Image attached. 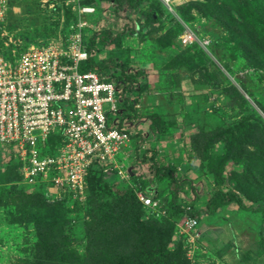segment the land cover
I'll return each mask as SVG.
<instances>
[{
    "label": "rangeland",
    "instance_id": "374dc122",
    "mask_svg": "<svg viewBox=\"0 0 264 264\" xmlns=\"http://www.w3.org/2000/svg\"><path fill=\"white\" fill-rule=\"evenodd\" d=\"M49 1L20 0L13 5L12 29L21 32L22 40L46 42L59 37L63 17L59 13L46 11ZM146 1L152 3L154 19L147 22L145 27L134 24L132 13L121 11L118 15L114 11V4L108 1L95 2L99 15L89 27L91 32L108 28L112 34L123 30L119 44L100 41V47L93 50V55L99 61L127 53L134 65L143 68L144 74L139 81L149 88L139 97L135 116L126 117L123 112L131 114V111H123L120 107L117 114H111L113 124L118 120L122 123L132 121L131 124H124L133 138L130 136L132 148L136 149L142 134H147V139L137 150L136 157L132 158L130 152L124 156L119 153L115 157L119 168L126 171L128 178L120 177L115 170L104 174V177L122 188L134 186L133 180L136 179L139 183L145 182L149 188L153 185L154 189L161 191L162 196L168 197L167 178L158 183L152 180L151 163L147 159L142 161L140 157L152 156L154 145L148 142L159 136L161 142L164 140L163 154H154V160L160 164L167 162L174 168L177 180L182 182L179 194L182 204L190 203L193 210L198 211L195 227L184 225L185 216L176 222L172 245L180 243L192 264H264V249L258 236L259 213H242L235 203L218 208L213 214L207 213L204 208L207 195L214 187L212 176L192 159L188 148L189 135L200 125L229 126L244 113H254L264 125V56L252 48V57L246 56L252 53L246 52L242 44L230 40L219 19L209 14L204 0H172L171 9L160 0ZM127 13L133 17H126ZM172 19L178 23L179 34L185 29L195 34V53L183 51L180 57L186 65L182 66L183 69L171 70L167 67L171 62H179L177 53L181 54L184 48L179 44L178 37L171 36V31L166 33ZM124 24H128V28ZM261 26L264 28V24ZM152 27H156L157 31L150 33ZM2 53L7 57L9 51L5 49ZM189 54H194L192 61L188 60ZM230 85L241 92V98L236 101L238 104L226 94ZM156 113L167 121L165 127H160L161 132L150 128L152 120L153 124H157L153 118ZM175 146L183 147L184 158L178 161L166 159ZM222 148L223 145L219 144L214 151L219 152ZM13 157L12 150L0 147V264H12L17 258L32 257L36 241L35 223L43 215L42 209L28 211L14 200L15 184L8 180L11 174L16 175L9 172ZM252 162L251 158L237 162L233 166L234 173L224 182V190L235 189L247 204L264 201V164ZM246 192L251 199L245 196ZM109 198L110 194L106 192L100 196L103 200ZM70 208L62 212L59 231L70 238L74 248L82 252L87 210L82 206ZM146 213L160 215L150 207H146ZM17 218L24 222H16ZM228 244L231 246L227 248Z\"/></svg>",
    "mask_w": 264,
    "mask_h": 264
},
{
    "label": "trees",
    "instance_id": "16d2710c",
    "mask_svg": "<svg viewBox=\"0 0 264 264\" xmlns=\"http://www.w3.org/2000/svg\"><path fill=\"white\" fill-rule=\"evenodd\" d=\"M19 1H9L3 27L15 37L21 38V32L17 33L12 29L11 20L12 7ZM50 1H54V7L47 8L46 11L62 15L60 30L61 34H65L69 24L76 19V11L71 6L65 5L63 0ZM101 1L113 3L114 11L118 15L121 11L132 13L134 19L131 20L141 27H145L147 22L154 19L152 3H147L146 0H81V4L95 5V2ZM204 1L209 14L219 19L221 27L230 40L242 44L246 52L252 53L246 56L252 57L251 48L254 52L264 56V28L261 26L264 24V0ZM96 11V14H99L97 6ZM128 13L126 17H133ZM124 26L128 28V24ZM122 31L112 34L108 28L100 32H91L87 28L84 33V44L89 56L80 64L79 69L81 71L93 69L105 80L113 81L119 89L118 108H122L123 111L130 110L131 114L127 111L123 114L126 117H133L136 115V104L140 94L148 89L146 84L139 81L144 74L143 68L134 65L127 53L122 56L112 55L99 61L93 55V50L99 49L100 41L105 44L118 43L123 34ZM154 31H157L156 27L149 30L150 33ZM170 31L171 36L178 37L180 28L175 19H172L166 33ZM42 42L23 40L18 51L28 43ZM194 46L193 43L183 46L182 53H177L176 59L179 62H171L167 66L168 69H183L182 66L186 65L180 57L185 51L195 53ZM193 56L194 54H189L188 60L192 61ZM117 71L118 73L115 74ZM227 87L226 94L232 97V101H238L237 99L241 98V92L234 85ZM118 112L119 110L116 114ZM153 118L156 119L157 124H153L152 120L150 128L161 132L160 127H165L167 124L166 118L159 113H156ZM116 126L121 127L120 122H117ZM60 143L59 133H51L44 152L53 154ZM219 144L223 145V148L215 152L214 148ZM188 146L192 159L198 161L200 166L212 176L214 187L207 195L205 211L213 214L218 208L235 203L242 213H259L258 236L259 243L264 249V201L247 204L235 189L224 190V182L234 173L233 166L237 162L251 158L256 163L264 164V125L260 119L254 113H244L229 126L224 124L212 127L200 125L189 135ZM143 156H140L143 158L142 161L147 159L153 167L152 180L159 182L167 178L170 193L168 197L162 196L161 191L158 188L154 189L153 185L149 188L145 186V182L139 183L136 179L133 180L134 186L117 187L115 182H109L104 177L106 173L94 162L86 174L83 200L72 199L70 196L63 200L52 199L44 193L42 186L29 189L21 182L18 160L13 157L9 172H15L16 175L11 174L8 180L14 181L13 183L17 185L16 189L13 184L14 200L17 205H23L28 211L33 208L42 209L43 215L35 223L36 241L32 257L17 258L12 264H192L185 248L180 243L172 245V236L175 224L180 218L196 217L198 211L193 210L190 203L182 204L179 196L182 182L177 180L174 168L169 164H160L155 161L154 153L150 158ZM147 189L153 190L146 191ZM136 191L152 193L160 204L159 208L153 210L160 215L146 213V206L138 200ZM105 192L110 194V198L100 199ZM244 194L251 199L247 192ZM71 205L73 207L82 206L87 210V219L83 227L85 243L82 252L74 248L70 238L59 231L63 218L62 212L65 209H71ZM16 222L24 221L17 218ZM63 222L66 220L63 219ZM230 246L231 244H228L227 248Z\"/></svg>",
    "mask_w": 264,
    "mask_h": 264
},
{
    "label": "built area",
    "instance_id": "2783aa9c",
    "mask_svg": "<svg viewBox=\"0 0 264 264\" xmlns=\"http://www.w3.org/2000/svg\"><path fill=\"white\" fill-rule=\"evenodd\" d=\"M9 1L0 0V147L13 151L21 182L29 189L42 186L52 199L70 196L81 201L94 162L104 173L115 170L128 178L115 160L130 141L128 130L112 122L111 114L118 111V88L93 69H79L89 56L84 33L92 25L89 17L96 6L63 0L76 11L67 33L28 43L18 51L23 40L3 27ZM160 1L171 9L172 0ZM54 4L49 1L48 8ZM177 39L186 46L195 41V34L185 29ZM53 132L59 133L61 143L47 154ZM136 196L144 206L159 208L152 193L136 191ZM183 223L195 227L197 219L185 216Z\"/></svg>",
    "mask_w": 264,
    "mask_h": 264
},
{
    "label": "crops",
    "instance_id": "0c3cea01",
    "mask_svg": "<svg viewBox=\"0 0 264 264\" xmlns=\"http://www.w3.org/2000/svg\"><path fill=\"white\" fill-rule=\"evenodd\" d=\"M97 12V11H96ZM99 14H94V15H92V16H90L89 17V19L91 20V22L98 16ZM147 86V85H146ZM149 89V88H148ZM148 89L146 90V92L148 91ZM142 94V93H141ZM141 94H140V97H141ZM138 106V103L136 104V107ZM120 122V124H121V127H124V128H126L127 130H128V126H125L124 124L125 123H129V124H131L132 123V121L131 122H121V121H119L118 120V123ZM117 123H115V125H116ZM128 132H129V130H128ZM129 134H130V132H129ZM131 135V134H130ZM131 138H132V136H131ZM130 138V141H129V147H126V148H124L123 150H121L119 153H120V155H122V156H124L127 152L129 153L130 152V154H131V156H132V158H134V157H136L137 155H138V149H141L140 148V146L142 147L143 146V143L145 142V140L147 139V134H142L141 135V137H140V140H139V142H137L138 143V145L136 146V149L135 148H132V139ZM163 142H164V140H163ZM163 142H161V140H160V137L158 136V137H156V139H153V140H151V141H149L148 143L149 144H151L152 146L154 145V147H153V150H152V154L154 153V154H156V153H158V155H162L163 154ZM163 145V146H162ZM177 145V144H176ZM162 146V147H161ZM161 147V148H160ZM188 148H189V146H188ZM184 149H183V147H182V149H181V147L180 148H178V146H175L174 147V150H173V152L172 153H170V155H167L166 156V159H172L171 161H174L175 159H177V161L180 159V158H184V155H186L184 152L185 151H183ZM118 153V154H119ZM187 153V152H186ZM138 158V157H137ZM141 159V158H140ZM140 159H138V161L140 160ZM174 159V160H173ZM142 160V159H141ZM164 164H168L167 162H164ZM158 183V182H157ZM52 191V190H51ZM231 205V204H230Z\"/></svg>",
    "mask_w": 264,
    "mask_h": 264
}]
</instances>
